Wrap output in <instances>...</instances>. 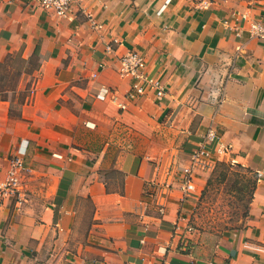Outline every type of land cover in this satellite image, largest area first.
Wrapping results in <instances>:
<instances>
[{
	"label": "crops",
	"instance_id": "crops-1",
	"mask_svg": "<svg viewBox=\"0 0 264 264\" xmlns=\"http://www.w3.org/2000/svg\"><path fill=\"white\" fill-rule=\"evenodd\" d=\"M254 22L264 0H76L65 16L0 0V178L20 161L23 191L0 207V264H264ZM132 50L152 82L120 74ZM211 128L258 182L251 225L206 255L181 242L191 197L179 179L163 208L147 191L187 167Z\"/></svg>",
	"mask_w": 264,
	"mask_h": 264
},
{
	"label": "rangeland",
	"instance_id": "rangeland-1",
	"mask_svg": "<svg viewBox=\"0 0 264 264\" xmlns=\"http://www.w3.org/2000/svg\"><path fill=\"white\" fill-rule=\"evenodd\" d=\"M183 147V151L191 153L190 143ZM198 175L206 177V183L187 203L181 242L187 251L209 255L221 236L251 225L258 178L233 162L217 163L211 169L200 170Z\"/></svg>",
	"mask_w": 264,
	"mask_h": 264
},
{
	"label": "built area",
	"instance_id": "built-area-1",
	"mask_svg": "<svg viewBox=\"0 0 264 264\" xmlns=\"http://www.w3.org/2000/svg\"><path fill=\"white\" fill-rule=\"evenodd\" d=\"M38 1L47 12L53 13L56 16H65L76 0ZM251 30L254 36L264 38V23L254 22L251 26ZM145 68L146 60L140 51L132 50L119 58L118 69L120 74L134 77L137 80L152 82L153 80L149 79L145 74ZM133 86L138 94L144 93L143 85L135 83ZM158 94L161 95L162 92L159 91ZM229 152L230 146L224 145L220 141L217 132L211 128L197 149L192 153L190 164L187 167H177L171 181L151 182V190L149 192L147 191L148 197L156 200L161 208H163L172 195L174 178H178L182 184V200H188L191 197L190 195L197 190L194 183V176L196 175L197 170L211 169L217 163H232L226 159ZM21 165L22 163L17 161L16 166H14L7 176L5 178H0V207L12 204L14 201L20 199L23 191L17 168ZM207 264L222 263L210 261Z\"/></svg>",
	"mask_w": 264,
	"mask_h": 264
},
{
	"label": "trees",
	"instance_id": "trees-1",
	"mask_svg": "<svg viewBox=\"0 0 264 264\" xmlns=\"http://www.w3.org/2000/svg\"><path fill=\"white\" fill-rule=\"evenodd\" d=\"M239 167H241V168H244L243 166H241L240 164H237ZM247 169V168H246ZM248 170H250V169H248ZM251 171V170H250ZM252 172V171H251ZM254 175H255V173H253ZM255 178H257V176L255 175ZM210 182V181H209Z\"/></svg>",
	"mask_w": 264,
	"mask_h": 264
}]
</instances>
